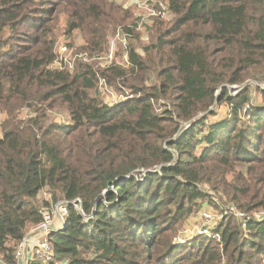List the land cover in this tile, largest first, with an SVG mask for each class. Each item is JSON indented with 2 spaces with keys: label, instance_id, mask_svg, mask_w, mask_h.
I'll return each mask as SVG.
<instances>
[{
  "label": "trees",
  "instance_id": "1",
  "mask_svg": "<svg viewBox=\"0 0 264 264\" xmlns=\"http://www.w3.org/2000/svg\"><path fill=\"white\" fill-rule=\"evenodd\" d=\"M162 1L175 24H152L144 56L130 47L128 68L79 62L71 73L49 68L55 23L65 17L93 55L118 28L130 45L128 11L111 0H0V264L16 263L18 243L42 221L45 190L82 208L51 235L47 264H264V221L245 231L228 214L219 240L174 243L206 200L215 204L205 185L246 215L264 209V106L228 89L264 77V0ZM147 73L149 89L120 83ZM99 78L136 97L106 105ZM222 105L228 114L213 121ZM23 106L32 116L19 122ZM56 107L69 125L50 121Z\"/></svg>",
  "mask_w": 264,
  "mask_h": 264
},
{
  "label": "rangeland",
  "instance_id": "2",
  "mask_svg": "<svg viewBox=\"0 0 264 264\" xmlns=\"http://www.w3.org/2000/svg\"><path fill=\"white\" fill-rule=\"evenodd\" d=\"M111 2L116 3L120 5L124 10L128 11L130 18L127 24L124 27L129 28L134 32L132 35L130 45L128 41V46L124 47L122 45H119L118 52L115 61L112 63V65L109 66H103V64L106 62L105 55L108 52L110 43L113 39V37L118 34H127L125 31V28H118L117 32L115 34H112L108 38V42L106 44V48L103 52L100 53H93L90 54L88 52H82L85 50V48L88 46V43L84 39L82 33L80 30H75L71 35H69L66 32V18L62 17L61 20L58 23H55L54 30L57 33V44L55 47V53H56V61L57 63L55 65H51L50 69H61V62L63 61L64 64L62 65V68L70 69L73 67V71L75 70L76 66L78 67L79 62L86 63L88 66L94 68V70L99 71L100 69H109L115 66L116 64L118 66H122L125 68H128L129 64L126 63V57L129 58L130 55V47L136 53L141 54L144 56L145 49L149 47L151 43V36H150V27L152 24H154L157 19H162L163 22H166L168 25L173 26L175 24V18L173 15H171L170 11L169 13H166L165 17H162L163 9L160 7V3L163 2L162 0H111ZM164 3V2H163ZM165 4V3H164ZM44 9H48V7H44ZM24 39V37L22 38ZM20 39L18 41L20 45L21 51H23L25 48L28 47V42L25 40ZM62 46H68L72 50L70 53H61L60 47ZM106 51V52H105ZM80 55L86 56L85 58H81ZM106 80L105 78H101ZM107 81V80H106ZM263 81V82H262ZM121 85L123 86V83L129 84L132 86L133 84H141L144 88L149 89L150 87H153L156 84V80L154 75H148L145 74L143 81H137L135 79L129 80L128 82L125 80H120ZM108 84V90L115 92L119 99L122 100H131L136 97V94L132 92L130 89H126L125 91L120 90L116 88V83L113 82V85ZM264 85V77L258 78V77H252L247 79L244 83H242L240 86H233L228 87L229 94L232 96H236L241 92V90H247L249 92V97L251 99V103L256 106H264V88L261 86ZM99 86V82H98ZM97 86V88H98ZM124 88H129L128 86H124ZM97 95L100 98L102 102L105 103L107 98L104 96ZM95 96V94H94ZM125 102V101H124ZM162 105V102L160 101L159 104H155L156 111L160 113L159 107ZM217 116L216 118L212 119L213 121H217L220 119H224L226 115L228 114V108L225 105H222L220 107L216 108ZM18 115V121H26L32 116V112L30 108H27V106H23L22 109H20L17 112ZM51 119L50 121L54 120L56 123H67L68 125L70 122V117L68 114V111L65 107H56L50 112ZM6 114L3 113L0 115V132L2 130V126L4 122L6 121ZM203 190L209 195V198L211 197L212 201L215 202L214 205L209 203V199L206 200L202 205V209L198 213H193L187 221L180 226L177 236L174 239V243L177 245L178 248H184L186 245L194 242L197 239H207L209 241H217L218 238V226L221 220L226 217L228 214H232L230 212L231 208H235V206L229 202L228 196L221 193H214L208 185L203 186ZM40 198L43 200H47L49 202V206H45L43 209H48L54 203L52 197L47 191H43L40 194ZM62 201V200H59ZM211 207L213 211L217 214L216 222L213 224H209L208 228L210 234H200V231L203 229L204 224L207 225L205 221H202V217L200 215L202 210H206L207 207ZM237 209V208H236ZM263 214V218L261 220H257L255 218V215ZM233 215V214H232ZM249 217L253 218L256 222H263L264 221V209L261 211L253 212V214H248ZM205 230V229H204ZM247 233V232H246ZM225 264V262H223Z\"/></svg>",
  "mask_w": 264,
  "mask_h": 264
},
{
  "label": "built area",
  "instance_id": "3",
  "mask_svg": "<svg viewBox=\"0 0 264 264\" xmlns=\"http://www.w3.org/2000/svg\"><path fill=\"white\" fill-rule=\"evenodd\" d=\"M160 7L163 9L162 17H165L166 13H169V9L167 6L161 2ZM129 36L128 34L118 33L116 34L109 46L108 52L105 55L106 62L103 66L112 65L115 61L118 47L122 45L124 47L128 46ZM61 53H70L72 50L70 47L62 46L60 47ZM81 58H85L86 56L80 55ZM57 61L53 65H55ZM126 63L129 64V58L126 57ZM61 70L65 69L62 68L64 62L61 63ZM65 65V64H64ZM69 72H73V67L67 69ZM263 82V81H262ZM264 88V85L261 86ZM98 94L107 98L105 104L108 106H115L119 103H122L127 100H122L118 98L115 92L108 90L107 81L104 79L99 78V86L97 88ZM74 206L76 210L82 212L81 208V201L74 200H62L54 203L50 208L43 209L42 215L43 219L40 223L33 226L26 236L20 241L17 245L16 252H15V264H31V263H41L47 264L50 263L54 259V249L51 243V235L55 232L64 230L66 226V220L69 215L70 207ZM204 209V207H203ZM230 212L242 221L243 230H247V222L253 221L254 219L246 215L245 213L239 211L236 208H231ZM202 217V221L207 223L204 224L203 229L200 231V234H210L208 228L209 224H213L216 222L217 214L213 211V209L209 206L206 210H202L200 213ZM257 220H261L263 218V214L255 215ZM255 221V220H254ZM205 229V230H204Z\"/></svg>",
  "mask_w": 264,
  "mask_h": 264
}]
</instances>
